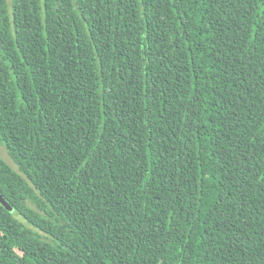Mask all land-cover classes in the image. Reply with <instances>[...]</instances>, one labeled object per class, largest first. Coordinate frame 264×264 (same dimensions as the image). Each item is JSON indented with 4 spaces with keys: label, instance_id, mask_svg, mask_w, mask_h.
Segmentation results:
<instances>
[{
    "label": "trees",
    "instance_id": "trees-1",
    "mask_svg": "<svg viewBox=\"0 0 264 264\" xmlns=\"http://www.w3.org/2000/svg\"><path fill=\"white\" fill-rule=\"evenodd\" d=\"M0 264H264V0H0Z\"/></svg>",
    "mask_w": 264,
    "mask_h": 264
},
{
    "label": "rangeland",
    "instance_id": "rangeland-1",
    "mask_svg": "<svg viewBox=\"0 0 264 264\" xmlns=\"http://www.w3.org/2000/svg\"><path fill=\"white\" fill-rule=\"evenodd\" d=\"M0 157L9 164L14 170L16 169V166L13 164L11 159L8 157L6 150L0 145Z\"/></svg>",
    "mask_w": 264,
    "mask_h": 264
}]
</instances>
